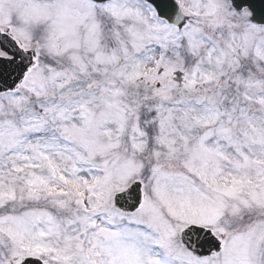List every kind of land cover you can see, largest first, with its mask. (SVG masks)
<instances>
[{
    "label": "snow or ice",
    "instance_id": "6c2138e0",
    "mask_svg": "<svg viewBox=\"0 0 264 264\" xmlns=\"http://www.w3.org/2000/svg\"><path fill=\"white\" fill-rule=\"evenodd\" d=\"M0 264H264V0H0Z\"/></svg>",
    "mask_w": 264,
    "mask_h": 264
}]
</instances>
